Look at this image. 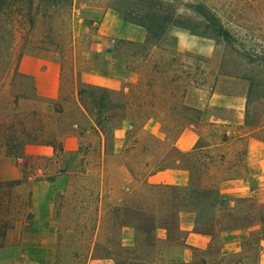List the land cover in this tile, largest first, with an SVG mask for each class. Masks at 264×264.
<instances>
[{"label":"rangeland","instance_id":"obj_1","mask_svg":"<svg viewBox=\"0 0 264 264\" xmlns=\"http://www.w3.org/2000/svg\"><path fill=\"white\" fill-rule=\"evenodd\" d=\"M205 1L230 32L229 40L205 30L203 25L196 28V22L190 26L171 25L164 35L145 42L98 39L96 30L101 20L91 17L93 13L108 11L122 19L110 8V0H72L69 4L61 1L55 6L46 0H13L0 12V120L14 122V114L29 123L38 118L59 137L74 133L72 124L78 122L76 134L84 143L82 153L24 160L30 180L65 186L55 201L57 226L64 233L58 238L56 264H87L108 255L113 206L103 204L100 208L99 202L109 183L116 187L127 179L123 164L104 160L106 156L101 162L100 139L90 129L88 117L81 115L76 91L86 84L80 79L82 70L94 68L125 75L132 85L129 102L146 103L139 109H129L128 119L136 127L125 125L115 133L114 147H109L119 152L127 130L139 139V146L130 154H113L126 160L124 166L139 182L138 196L126 190L129 204L145 199V178L157 168L156 161L171 149L182 131L198 138L200 146L214 144L192 159L210 169L208 184L247 177L243 162L245 140L226 138L225 132L234 134L229 136L244 132L240 122L249 85L255 83L258 91L264 87V0ZM179 12L186 11L180 8ZM140 28L147 37L146 30ZM23 58H28L31 70L38 65L40 69L59 66L64 91L59 100L34 97L33 77L14 75L18 60L20 68ZM230 98L234 99V108L225 106ZM31 110L43 115L28 116ZM150 116L164 123L159 130L156 125L143 124ZM18 185L0 184V264H13V259L24 264L26 259L16 254L17 250L5 239L12 224L14 228L31 215L26 188ZM179 246L175 245L173 253L167 249L159 256V264L177 263L182 249ZM28 251L37 257L43 255L41 248L29 247Z\"/></svg>","mask_w":264,"mask_h":264},{"label":"trees","instance_id":"obj_2","mask_svg":"<svg viewBox=\"0 0 264 264\" xmlns=\"http://www.w3.org/2000/svg\"><path fill=\"white\" fill-rule=\"evenodd\" d=\"M46 1L55 6L61 1L69 4L72 0ZM12 2L13 0H0V12ZM110 8L125 21L143 27L147 32L145 41L164 35L171 25L190 26L195 22L196 28L203 25L205 30H211L219 38L230 39V32L205 0H110ZM180 8L186 12H179ZM19 63L20 60L15 66L14 75L26 76L21 73ZM117 75L126 77L120 73ZM255 88V83L251 82L247 92L244 124L241 126L244 132L236 136H229L234 134L225 132L226 138L245 140L252 136L264 141V87H260L259 91ZM31 91L34 93L33 96L38 98L34 83ZM76 93L82 117H88L90 129L100 139L101 162L104 156L117 153L128 155L139 146L138 137L132 136L127 130V137L121 150L118 152L115 148L111 150L109 148L114 147L115 133L122 130L125 125L136 127L137 124L128 119L129 109L131 107L139 109L141 105L146 106V103L142 104V100H137L132 104L126 91L114 93L97 85L82 84ZM18 98L16 97L17 101ZM258 99L260 100L255 105L254 102ZM14 115L16 117L14 122L0 120V154L21 159L25 145L41 144L51 146L54 156L61 157L64 149L60 137L47 130L44 120L37 118L29 123L27 120H20L22 116L19 114ZM27 115L42 116L43 113L31 110ZM72 127L75 128V131L73 130L75 133L80 129L78 122L73 123ZM46 135H50V138H46ZM79 135L83 138L82 134ZM198 142L188 152L171 146V149L156 161L157 168L148 173L152 175L167 169L188 170L191 177L187 186L155 185L145 181L147 194L144 200L129 204L127 201L130 194L126 193L124 200L110 209L112 246L106 248L108 255L103 258L111 259L115 264H159V256H163L169 247L168 242L161 243L158 239L157 230L165 229L167 241L181 245L179 241L184 239L185 234L179 227V213L189 211L195 214L194 231L211 236L213 241L205 249H192L193 257L190 261H178L173 264H258L263 251L261 243L264 240V204L257 203L253 197H224L219 189L212 184L208 185L205 179L210 169L205 165L201 166L196 160L193 162L192 159H195L199 151L214 144L208 142L205 146H200ZM224 142L226 143V140ZM83 147L84 143H80L79 153H82ZM244 153L245 149L243 157ZM237 178L240 177L234 179ZM13 183L20 184L21 181ZM131 193L139 195L138 190H132ZM256 225L259 229L251 231L241 241L239 251L230 254L222 252L220 242L217 240L219 230ZM125 228L134 231L132 245L123 243L122 233Z\"/></svg>","mask_w":264,"mask_h":264},{"label":"crops","instance_id":"obj_3","mask_svg":"<svg viewBox=\"0 0 264 264\" xmlns=\"http://www.w3.org/2000/svg\"><path fill=\"white\" fill-rule=\"evenodd\" d=\"M91 17L101 20L96 30L97 34H99L98 39L107 40L113 38L112 40H114L115 38H121L136 42H143L146 39L145 32L142 28L124 19L115 17L108 11L100 10L97 13H93ZM27 61L28 58H23L19 69L21 73L33 77L38 97L59 100L64 94L59 80V66L57 68L56 65H49L45 69H40V65H38L36 69L31 70ZM80 79L83 83L102 86L112 92L126 91L130 94L132 88V85L130 86L128 84L127 77H120L114 72H99L94 68L82 70L80 72ZM219 101L221 102V100ZM244 102L243 100L242 108L244 107ZM225 106L234 108V99L230 98ZM243 111L244 114L240 126L244 124L245 110L243 109ZM154 119L150 116L143 124L150 123L156 125L159 130L164 123ZM60 140L64 149L61 156L68 152L74 153L78 151L80 139L75 132L61 136ZM197 141L198 138H193L190 132L182 131L172 146H176L183 152H188L193 149ZM53 156V148L41 144L25 145L21 159L0 154V184L13 183L20 180L21 183L18 187L20 189L22 187L26 188V197L31 205L29 212L31 213L30 218L24 223L21 221L17 222L14 228L12 224L5 237L8 245L17 250L16 254H19L21 258H26L24 264H56L57 255H59L60 245L58 238L64 233L57 226V208L55 201L59 193H64L65 186H61L59 182L48 180H30L28 174L29 169L24 165L25 161L32 158L51 159ZM105 158L112 162L123 164L121 168L123 169V173H127V179L122 180L121 184L116 187L111 186L110 183L108 184L105 194L101 195L99 202L100 208H102L103 204L105 206H114L121 203L125 198L126 190H136L139 185L133 171L127 165L124 166L126 164L124 158L118 155H107L104 157V160ZM243 158L244 167L247 171L246 178L225 179L222 180V184H214L213 186L219 189L224 197H253L257 203L264 204V141L252 136L247 137L245 139V153ZM117 172H120V170L117 169ZM190 177L191 175L188 170L167 169L148 175L144 181L155 185L187 186L190 182ZM207 177L205 179L206 182ZM242 182L246 183V186H242ZM194 221L195 214L193 212L181 211L179 213V227L184 232L185 237L179 243L182 249L180 258H177V261H190L193 257L192 249H205L213 241L211 236L194 231ZM256 229H259V226L219 230L217 240L220 242L222 252L230 254L239 251L241 241L251 231ZM122 234L123 243L125 245H132L134 241L133 229L125 228ZM157 237L161 243L168 242L169 252L173 253L172 249L176 244L167 241L168 236L166 230L159 228L157 230ZM29 247L41 248L43 255L41 257L35 256L32 252L28 251ZM261 247L263 251L259 256L258 264H264V240L261 243ZM173 256L171 259H174ZM21 263V261L13 259V264ZM87 264L115 263L111 259L101 258L90 260Z\"/></svg>","mask_w":264,"mask_h":264}]
</instances>
